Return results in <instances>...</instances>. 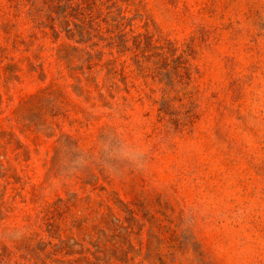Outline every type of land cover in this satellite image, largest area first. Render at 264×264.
<instances>
[{
	"label": "rangeland",
	"instance_id": "obj_1",
	"mask_svg": "<svg viewBox=\"0 0 264 264\" xmlns=\"http://www.w3.org/2000/svg\"><path fill=\"white\" fill-rule=\"evenodd\" d=\"M113 1L167 61L90 74L0 0V264H264V0Z\"/></svg>",
	"mask_w": 264,
	"mask_h": 264
},
{
	"label": "trees",
	"instance_id": "obj_2",
	"mask_svg": "<svg viewBox=\"0 0 264 264\" xmlns=\"http://www.w3.org/2000/svg\"><path fill=\"white\" fill-rule=\"evenodd\" d=\"M26 1L27 7L29 6L27 17L33 32L50 28L58 36L63 34L69 41L83 46V49L78 46H63L59 51L65 55L62 58L68 64L79 62L90 74L103 70L108 74L115 73L114 68L118 62L116 57L105 63L95 59V55L103 56L105 49L109 50L111 56L130 53L133 63L143 72H150L146 65L155 54L166 57L165 61L168 59V46L154 42L151 36L126 32V18L121 17V13L114 16V11H110L116 4L113 0H54L57 3L56 16L51 17L48 22H43L38 17L37 13L41 10H37L36 0Z\"/></svg>",
	"mask_w": 264,
	"mask_h": 264
}]
</instances>
